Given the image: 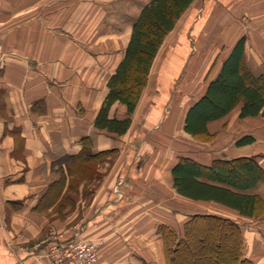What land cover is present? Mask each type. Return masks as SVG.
Listing matches in <instances>:
<instances>
[{"label": "crops", "instance_id": "0c3cea01", "mask_svg": "<svg viewBox=\"0 0 264 264\" xmlns=\"http://www.w3.org/2000/svg\"><path fill=\"white\" fill-rule=\"evenodd\" d=\"M152 1L0 0V264H53L46 245L75 233L103 241L96 264H169L165 232L183 236L197 216L238 224L244 258L264 264V181L248 191L220 185L259 198L245 216L179 194L172 174L184 158H255L264 171V116L241 119L240 105L209 124L213 141L185 131L240 40L249 69L264 71V0H195L160 49L130 130L116 137L95 122ZM126 114L116 103L109 116ZM86 138L93 154L118 153L76 187L68 168Z\"/></svg>", "mask_w": 264, "mask_h": 264}, {"label": "trees", "instance_id": "16d2710c", "mask_svg": "<svg viewBox=\"0 0 264 264\" xmlns=\"http://www.w3.org/2000/svg\"><path fill=\"white\" fill-rule=\"evenodd\" d=\"M194 1L153 0L142 9L134 23L124 59L109 80V93L95 122L99 131L116 137L128 133L132 116L148 85L160 49ZM116 103L126 106L125 118H110V110ZM240 105L241 119L264 116V71L257 76L247 66L245 39L236 44L224 61L217 78L189 109L185 131L199 140L211 141L214 136L208 131L209 124L224 118ZM251 142V138H246L238 144ZM117 153V150H110L93 154L86 138L83 140L81 155L68 170L81 171L82 180H94L100 177L96 169L94 170V165L98 166V162ZM172 174L177 192L185 197L197 201H215L236 209L245 216H253L260 207L257 196L240 194L222 187L248 191L264 181V171L258 166L255 158L215 161L210 166L184 158L173 168ZM82 180L74 181L76 187ZM58 192L61 193L62 189ZM70 199L74 200L73 197L68 198ZM216 232L227 234L225 239L230 249L221 259L222 264H254L243 256V235L240 226L231 220L216 216L193 218L187 224L183 236L173 231L165 232V250L169 264H179L183 258L190 264L191 257H205L207 250L202 246V240ZM223 247L222 238L217 237L211 243L212 252Z\"/></svg>", "mask_w": 264, "mask_h": 264}, {"label": "built area", "instance_id": "2783aa9c", "mask_svg": "<svg viewBox=\"0 0 264 264\" xmlns=\"http://www.w3.org/2000/svg\"><path fill=\"white\" fill-rule=\"evenodd\" d=\"M102 240L91 241L80 233L68 240L53 239L44 251L43 256L53 264H96Z\"/></svg>", "mask_w": 264, "mask_h": 264}, {"label": "rangeland", "instance_id": "374dc122", "mask_svg": "<svg viewBox=\"0 0 264 264\" xmlns=\"http://www.w3.org/2000/svg\"><path fill=\"white\" fill-rule=\"evenodd\" d=\"M213 140H211V141H213ZM212 146L214 147V144H212ZM97 169H98L97 166L94 165V170L96 172H97ZM81 179H82L81 171H78L77 174H76L75 181H78V180L80 181ZM196 236H197V234H196ZM226 236H227V234H222V233H217L216 232V233H211L209 236L205 237L202 240V246L206 247L207 255L205 257H203V258L202 257L200 258V257H197V256L196 257H191L190 264H222L221 259L224 258V256H226V254L230 250L229 246H228V242L225 239ZM217 237L218 238H222V242H223V246L224 247L221 250H216V251L212 252L211 251V243L213 241H215ZM179 264H187V261L183 258V260H181L179 262Z\"/></svg>", "mask_w": 264, "mask_h": 264}]
</instances>
